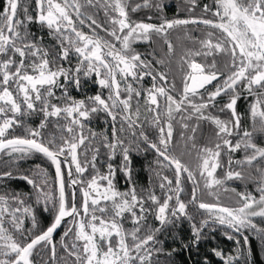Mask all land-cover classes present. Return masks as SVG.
Masks as SVG:
<instances>
[{
    "label": "snow or ice",
    "instance_id": "6c2138e0",
    "mask_svg": "<svg viewBox=\"0 0 264 264\" xmlns=\"http://www.w3.org/2000/svg\"><path fill=\"white\" fill-rule=\"evenodd\" d=\"M166 7L0 0V264L264 261V0Z\"/></svg>",
    "mask_w": 264,
    "mask_h": 264
},
{
    "label": "trees",
    "instance_id": "16d2710c",
    "mask_svg": "<svg viewBox=\"0 0 264 264\" xmlns=\"http://www.w3.org/2000/svg\"><path fill=\"white\" fill-rule=\"evenodd\" d=\"M164 3L167 5L165 11L166 14L169 16H173L176 14L177 12V5L178 3H182V0H164ZM144 15H148L147 12L144 13ZM171 38L173 39L174 42L180 43L181 41H183V33L182 32H174L172 33ZM144 47H146V45L141 46L140 50L143 51ZM94 91V89H93ZM99 124V127H97V125ZM104 125L100 122H96L93 124V127L97 128V130H99L100 127H103ZM151 156L145 157L142 154L137 155L135 157V162H134V169L135 171L139 174L137 179H139L141 182H146L147 181V171L144 169V165L147 163V161L149 159H151ZM40 159H30L27 163L23 164L22 167H29L32 164L35 163H39ZM18 185L22 186V182H17ZM118 184L121 187V190L123 189V184L124 181L123 179H119L118 180ZM231 186H236V185H231ZM63 228H60L59 231H57L54 236L55 238L58 240L60 233L63 232ZM178 232V234L180 235H184L185 238H187V234L189 233L190 229L188 224L185 222L183 223L179 229L176 230ZM215 244H219V246L227 253L229 249H231L234 245L232 241H229L226 237L221 236L219 233H216V240L213 244L211 245H203L202 248H207L210 246H214ZM168 246H174L171 244V241H168ZM252 246L255 248L256 247V242L253 241L252 242ZM175 259L178 261V264H181V262L183 260H188L189 256L188 253L186 251L183 252H178V254L175 256ZM191 259H196L195 256H193ZM215 259V258H214ZM253 259L256 261V264H264V261L261 260V257L259 255V251L257 249L255 256L253 257ZM39 260L40 257H37V264H39Z\"/></svg>",
    "mask_w": 264,
    "mask_h": 264
}]
</instances>
